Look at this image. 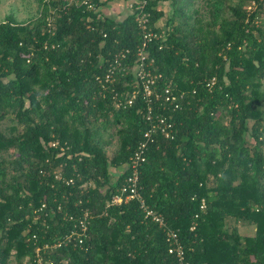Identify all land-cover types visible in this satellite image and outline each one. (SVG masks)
I'll list each match as a JSON object with an SVG mask.
<instances>
[{
  "label": "trees",
  "instance_id": "obj_1",
  "mask_svg": "<svg viewBox=\"0 0 264 264\" xmlns=\"http://www.w3.org/2000/svg\"><path fill=\"white\" fill-rule=\"evenodd\" d=\"M37 1L35 18L0 22V264H38L33 235L52 240L71 226L64 216L86 210L88 246L47 257L181 264L169 251L173 229L199 264H264V0H168L167 10L149 0L151 24L165 35L149 48L158 92L169 83L184 92L169 111L174 138L158 132L140 167L141 193L164 226L138 199L111 202L146 137V103L140 94L128 102L132 72L98 77L115 53L137 57L135 14L94 12L89 26L83 4Z\"/></svg>",
  "mask_w": 264,
  "mask_h": 264
},
{
  "label": "built area",
  "instance_id": "obj_2",
  "mask_svg": "<svg viewBox=\"0 0 264 264\" xmlns=\"http://www.w3.org/2000/svg\"><path fill=\"white\" fill-rule=\"evenodd\" d=\"M70 3L83 4L85 6V11L88 13L86 22L89 26L91 25L90 21L94 18V12L103 14V5H99L96 0H70ZM148 4L149 0H130L128 3L131 13L135 14L137 25L142 34V43L138 47L137 57L134 59L133 63L129 55V48L117 52L114 56L112 55L103 61L105 63V73L98 78L103 84L113 83L119 74L125 75L132 72L135 78L130 82L132 86V95L129 96L128 102L129 104H133L136 95L140 94L146 103V110L144 112L148 124L146 137L144 140L140 141L137 149L126 164V168L129 170L126 181L121 187V192L113 195L111 202L120 203L133 198L138 199L145 210L146 217H150L164 226L166 225L164 215L147 206L141 193L140 167L142 162L146 159L145 154L149 147V143L155 140V136L158 132L164 133L167 138H174L175 122L171 119L169 111L182 107L184 92L173 89L171 83L163 88L162 93L158 92L157 78L160 74L153 70L155 58L150 55L149 48L154 39H158L165 35L164 32L157 31L151 24V11L148 8ZM49 22L51 23V18H49ZM129 63L132 64V67L129 66ZM55 144L56 142H53V145ZM55 178L67 184L74 183L75 181L74 177L67 176L61 171H55ZM205 206L206 200L203 198L201 207L205 208ZM47 207L48 204L46 202L42 203L41 208ZM64 218L71 221V226L67 231L56 235L52 240L39 242L38 235L36 233L33 235L36 243L35 253L38 264H68L69 258L65 257L59 262L50 259L47 257V254L58 251L64 247L83 248L88 246L91 224L90 212L86 210L82 214H69L64 216ZM168 239L170 240L169 251L178 256L181 264H199L187 257L186 250L180 241L177 231L169 229Z\"/></svg>",
  "mask_w": 264,
  "mask_h": 264
},
{
  "label": "rangeland",
  "instance_id": "obj_3",
  "mask_svg": "<svg viewBox=\"0 0 264 264\" xmlns=\"http://www.w3.org/2000/svg\"><path fill=\"white\" fill-rule=\"evenodd\" d=\"M40 6L37 0H0V22L7 18L8 15H13L20 21L35 18L40 12ZM167 21V20H165ZM115 130V128H114ZM118 145L117 136L113 137L112 143L108 145L110 155L114 148ZM10 152V151H9ZM7 152L5 155L10 157L11 154ZM13 156V155H12ZM232 225H235V220H231ZM240 230L248 232L253 230V226H240Z\"/></svg>",
  "mask_w": 264,
  "mask_h": 264
},
{
  "label": "crops",
  "instance_id": "obj_4",
  "mask_svg": "<svg viewBox=\"0 0 264 264\" xmlns=\"http://www.w3.org/2000/svg\"><path fill=\"white\" fill-rule=\"evenodd\" d=\"M130 0H108L105 5H103V14L113 16L117 19H121L126 16L131 10L128 7V3ZM161 5L166 10L168 9V0H161ZM166 19L163 18L160 20L161 24H165Z\"/></svg>",
  "mask_w": 264,
  "mask_h": 264
}]
</instances>
